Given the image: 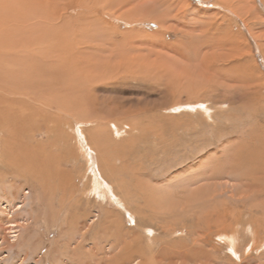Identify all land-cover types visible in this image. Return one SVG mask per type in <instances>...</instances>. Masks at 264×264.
<instances>
[{
  "label": "rangeland",
  "instance_id": "obj_1",
  "mask_svg": "<svg viewBox=\"0 0 264 264\" xmlns=\"http://www.w3.org/2000/svg\"><path fill=\"white\" fill-rule=\"evenodd\" d=\"M221 1L93 0V11L84 14L73 1L63 5L60 0L59 8L54 9L53 3L44 12L34 10L37 2L18 0L15 7L21 14L15 23L0 13V68L10 64L12 76L22 69L14 75V82L0 71V86L15 88L17 94L12 97L28 104L29 114L32 108L40 107L36 118L34 113L25 115L31 124L23 121L19 108L10 110L22 115L12 125L19 129L24 125L28 133L10 129L28 143L27 134L35 133L33 145L59 160V166L72 176L64 192L58 180L49 176L47 170L52 165L43 171L35 164L12 159L7 166L9 161L3 156L0 185L5 189L0 199L3 203L10 198L13 203L0 210V264L93 263L83 258L74 260L69 253L79 231L88 237L85 246L108 250L107 259L111 260L126 258L120 243L125 236L128 242L139 237L143 249L144 243L153 240L154 257H148L154 264H264V0H229L235 14ZM52 9L57 10L56 15L48 14ZM28 16L34 25L40 23L38 29L42 31L31 30L36 26L24 27L22 20H29ZM232 42L238 49L236 58L227 51ZM28 48H33L30 53ZM235 63L245 65L240 69L251 76L235 74L230 69ZM245 84L252 87L247 89ZM188 85L200 87V92L190 94ZM37 94L38 101L27 102V95L37 99ZM41 100L53 103L52 109L43 106ZM54 101L65 110L62 116L53 111ZM84 105L90 114L76 112L75 108ZM43 108L53 119L63 117L72 128L60 123L63 126L58 129L52 120L39 118L45 116ZM97 126L102 129L98 131ZM1 130L0 141L7 135ZM64 134L67 143L60 141ZM16 142H11L14 156L19 152ZM90 152L102 171L96 173L113 188L116 204L92 193L94 172L87 160ZM232 161L239 163L238 170L245 178L233 173ZM252 169L257 171L254 177ZM197 173L198 178H194ZM12 180L17 190L7 188ZM245 183L255 191H246ZM41 187H46L44 193ZM196 190L199 192L191 197ZM11 192L13 198L9 197ZM196 195L206 197L197 202ZM69 221L83 228L71 233ZM222 221L231 227L217 231ZM11 222L16 225L9 226ZM156 246L164 252L154 253ZM171 251L174 253L168 255Z\"/></svg>",
  "mask_w": 264,
  "mask_h": 264
},
{
  "label": "bare ground",
  "instance_id": "obj_2",
  "mask_svg": "<svg viewBox=\"0 0 264 264\" xmlns=\"http://www.w3.org/2000/svg\"><path fill=\"white\" fill-rule=\"evenodd\" d=\"M8 1V3H9V5H7V2ZM1 0L0 1V13H1V16L2 17H4V18H7V19H10L9 20V22H12L14 19H17V15H20L21 14V12L19 11V9H18V7H15V3L18 1V0ZM19 1H22V0H19ZM25 1H27V0H25ZM29 1H31L32 2V4H34V3H36L37 2V5H38V7L37 8H35L34 10L35 11H40V10H44L46 7H48L50 4H53L54 3V5H51V6H53L54 7V9H57V8H59V6L61 5V2H60V0H29ZM62 1V3H63V5L64 4H70L72 1L76 4V5H78L79 7H80V9L82 10V9H84L83 10V13L85 12H87V11H93V9L94 8H90L91 6H93L92 4H93V0H83V1H81V0H61ZM126 1H128V0H126ZM179 1V0H178ZM182 1V0H181ZM217 1V0H216ZM98 2V1H97ZM114 2V1H113ZM184 2V1H183ZM25 3V2H24ZM221 3L224 5V7H225V9L226 10H228L229 11V13H236V8L235 7H232V3L229 1V0H222L221 1ZM115 4V3H114ZM5 5H7V6H5ZM83 5L85 6V8L83 7ZM91 5V6H90ZM102 5V4H101ZM69 6V5H68ZM71 6H72V4H71ZM234 6V5H233ZM23 7V6H22ZM25 7V6H24ZM27 7V6H26ZM103 7V6H102ZM77 8V7H76ZM22 9V8H21ZM28 9V8H27ZM54 9H52L53 11H51L50 13H48V14H51L52 16L53 15H56V12H57V10H54ZM64 10V9H63ZM66 10V9H65ZM23 12H24V10H23ZM44 12H45V10H44ZM43 12V13H44ZM80 12V11H79ZM82 13V12H81ZM84 13V14H85ZM238 13V12H237ZM25 14H26V12H25ZM34 14V13H33ZM32 14V15H33ZM156 14V13H155ZM62 15V14H61ZM80 15V14H79ZM81 15H83V14H81ZM80 15V17H82ZM2 17H0V19L2 18ZM24 17L25 16H21V19H24ZM56 17H59V15L58 16H56ZM28 18H29V16H28ZM36 19V18H35ZM39 19V18H38ZM28 19H26V20H22V22H24L25 21V24H24V27H29V28H35V26H36V28L35 29H31V30H37V32H39V31H42V30H39L38 29V26H39V24L40 23H38V25H34V19H31V18H29V20L27 21ZM42 20H44V19H42ZM52 20V19H51ZM66 20V19H65ZM16 21H18V20H16ZM46 21V20H45ZM63 21V20H62ZM14 22V21H13ZM55 22V21H54ZM56 22L58 23V24H60L61 25V23H60V20L59 19H57L56 20ZM159 22H160V20H159ZM8 23V22H7ZM6 23V24H7ZM15 23V22H14ZM18 23H19V21H18ZM36 23V22H35ZM45 23V22H44ZM43 23V24H44ZM65 23H66V21H65ZM64 22H63V24H65ZM70 22H68L67 24H69ZM23 24V23H22ZM42 24V25H43ZM54 24V23H53ZM162 24V23H161ZM252 24V23H251ZM3 25H4V23H3ZM11 25V24H10ZM52 25V24H51ZM70 25V24H69ZM7 26V25H6ZM5 26V27H6ZM9 26V25H8ZM56 26H57V24H56ZM83 26V25H82ZM19 27V26H18ZM47 27H49L48 25H47ZM46 27V28H47ZM51 27V26H50ZM65 27V26H64ZM85 27V26H84ZM17 28V27H16ZM22 28V27H21ZM39 28H42V27H39ZM54 28V27H53ZM68 27H66V29H67ZM2 29V28H1ZM11 29V28H10ZM13 29V28H12ZM25 29V28H24ZM68 29H70V28H68ZM86 29V28H85ZM14 30V29H13ZM18 30V29H17ZM26 30V29H25ZM50 32H51V30L50 29H48ZM60 30V29H59ZM58 30V31H59ZM24 31V30H23ZM62 31V30H61ZM217 31V30H216ZM238 31V30H237ZM10 32H12L11 30H10ZM13 32H15V31H13ZM21 31H19V33H20ZM49 32V33H50ZM47 33V32H46ZM54 33V32H53ZM59 34H60V32H58ZM68 33V32H67ZM40 34V33H39ZM38 34V35H39ZM59 34H57V35H59ZM3 35H5V33L3 34ZM32 35H33V33H32ZM41 35V34H40ZM57 35H56V37H57ZM220 35V34H219ZM9 36H11L10 34H8V37ZM15 36H16V34H15ZM48 36V35H47ZM54 36V35H53ZM24 37H25V35H24ZM24 37H22L23 39H24ZM27 37H28V35H27ZM39 37V36H38ZM45 36H43V38H44ZM50 37V36H49ZM49 37H47V38H49ZM55 37V36H54ZM61 37V36H60ZM53 38V37H52ZM51 38V39H52ZM59 38V37H58ZM57 38V39H58ZM72 38V37H71ZM76 38V37H75ZM225 38V37H224ZM8 39V38H7ZM21 39V38H20ZM20 39H18V40H20ZM39 39V38H38ZM38 39H35V40H38ZM56 39V40H57ZM67 39H70V38H67ZM78 41H79V36H78ZM205 39V38H204ZM15 40V39H14ZM44 40V42H45V39H43ZM74 40V39H73ZM104 40V39H103ZM4 41V40H3ZM23 41V40H22ZM41 41V40H40ZM59 41V40H58ZM74 41H77V40H74ZM33 42V41H32ZM35 42V41H34ZM46 42H48V41H46ZM106 42V41H105ZM104 42V43H105ZM214 42V41H213ZM220 42V41H219ZM10 43V42H9ZM8 43V44H9ZM12 43V42H11ZM25 43V42H24ZM37 43H39V42H37ZM62 43V42H61ZM67 43H69V42H67ZM78 43V42H77ZM224 43H225V39H223V46H224ZM6 44H7V42H6ZM23 44V43H22ZM21 44V45H22ZM55 44V43H54ZM57 44H58V42H57ZM70 44V43H69ZM74 44V43H73ZM76 44V43H75ZM80 44V43H79ZM106 44V43H105ZM108 44V43H107ZM111 44V43H110ZM232 44H233V42H232ZM2 45V44H1ZM10 45H13V44H10ZM27 45V44H26ZM43 45V44H42ZM216 45V44H215ZM13 46H15V45H13ZM12 46V47H13ZM17 46H19V44L17 45ZM45 46H47V45H45ZM44 46V47H45ZM55 46V45H54ZM56 46H59L60 47V45H56ZM65 46V45H64ZM69 46V45H68ZM71 46V45H70ZM8 47V46H7ZM11 47V46H10ZM16 47V46H15ZM14 47V48H15ZM19 47H22V46H19ZM43 47V46H42ZM61 47H62V45H61ZM66 47V46H65ZM74 47H75V45H74ZM91 48V47H90ZM237 48V46L235 47V45L233 44L230 48H228V52L230 53V54H234L235 55V58L237 57V53H238V49H236ZM5 49V48H4ZM26 49V48H25ZM31 49H33V48H30V50ZM60 49H64L63 47L62 48H60ZM67 50H68V48H66ZM80 49V48H79ZM28 51H29V53H30V50H29V48L27 49ZM38 50V49H37ZM37 50H36V52H37ZM49 50V49H48ZM51 50V49H50ZM50 50H49V52H50ZM70 50V49H69ZM224 50H226L225 49V47H224ZM22 51V50H21ZM24 51V50H23ZM28 51L26 52L25 51V53L27 54V56H29L28 55ZM34 51V56L36 55L35 53V50H33ZM52 51V50H51ZM60 51V50H59ZM58 51V52H59ZM39 52V51H38ZM40 52H41V50H40ZM53 52V51H52ZM93 52V51H92ZM9 53V52H8ZM11 53V52H10ZM24 53V52H23ZM31 53H32V51H31ZM60 53V52H59ZM65 53V52H64ZM13 54V53H12ZM53 54V53H52ZM51 54V55H52ZM55 54V53H54ZM62 54V53H61ZM60 54V55H61ZM224 54H226V53H224ZM32 56H33V53L31 54ZM46 55V54H45ZM64 55V54H63ZM67 55H69V54H67ZM15 56H16V54H15ZM22 56H24V54L22 55ZM37 56V55H36ZM70 56V55H69ZM231 56V55H230ZM0 57H2V56H0ZM18 57H19V55H18ZM20 57H21V55H20ZM53 57H55V55H53ZM60 57V56H59ZM62 57V56H61ZM60 57V58H61ZM64 57V56H63ZM65 57H66V55H65ZM39 58V57H38ZM44 57H42V59H43ZM45 58L46 59H48L47 58V56H45ZM50 58H51V56H50ZM56 58V57H55ZM59 58V59H60ZM66 58H68V57H66ZM1 59V58H0ZM3 59V58H2ZM42 59H40V60H42ZM51 59H54V58H51ZM50 59V60H51ZM56 59H58V58H56ZM220 59H222V61H224L223 60V57L222 58H220ZM9 60V59H8ZM7 60V61H8ZM38 60V59H37ZM227 60L229 61V57H227ZM14 61V60H13ZM29 61V60H28ZM42 61H46V60H42ZM54 61V60H53ZM80 61V60H79ZM85 61V60H84ZM4 60H3V64H4ZM8 62H12V60L11 61H8ZM30 62V61H29ZM49 62V61H48ZM56 62H58V61H56ZM82 62V61H81ZM231 62V61H230ZM236 62H237V60H236ZM2 63V62H1ZM5 63H7V62H5ZM13 63V62H12ZM12 63H11V65H12ZM35 62H33L32 61V64H34ZM43 63V62H42ZM89 63H90V61H89ZM93 63V62H92ZM14 64H15V62H14ZM13 64V65H14ZM36 64V63H35ZM44 64V63H43ZM55 64V63H54ZM10 65V64H9ZM8 65V66H9ZM18 64H17V62H16V66H17ZM50 65H51V63H50ZM71 65V64H70ZM210 65V64H209ZM224 65V64H223ZM7 65H1V68L0 69H3V70H0V71H2V72H4L5 74V77H6V79L8 80V81H12V82H14L15 81V79H13V78H15V76L14 75H16V72H21V70L22 69H20V71H16L15 73H14V75L12 76L11 75V72L10 71H14L13 69L14 68H11V66L10 67H8ZM48 66H49V63H48ZM52 66V65H51ZM65 66V65H64ZM240 63H235L234 65H231L230 66V69H232L234 72H235V74H237V75H241L242 77H244V75H245V78L247 77V76H251L250 75V73L248 72L247 73V71L245 72V69L243 70H241L240 69ZM242 66H244L245 67V65H242ZM241 66V67H242ZM45 67V66H44ZM243 67V68H244ZM251 67V66H250ZM249 67V68H250ZM256 67V66H255ZM17 68H19V67H17ZM29 68V67H28ZM70 68V67H69ZM73 69H75L74 67H72ZM253 68V67H252ZM25 69V68H24ZM32 69V68H31ZM50 69V68H49ZM72 69V70H73ZM223 69H225L224 67H223ZM38 70H41V69H38ZM30 71V70H29ZM43 71H44V68H43ZM46 71V70H45ZM214 71V70H213ZM225 71V70H224ZM31 72H33V71H31ZM35 72H38V71H35ZM41 72H42V70H41ZM49 72V71H48ZM245 72V73H244ZM25 72H23L22 74H24ZM29 73V72H28ZM44 73H46V72H44ZM44 73H42L43 75H44ZM56 73V72H55ZM54 74V73H53ZM76 74V73H75ZM93 74V73H92ZM29 75H31V74H29ZM35 75H36V73H35ZM42 75V76H43ZM50 75V74H49ZM17 76V75H16ZM21 76V75H20ZM34 76V75H33ZM39 76V75H38ZM41 76V75H40ZM22 77H23V75H22ZM37 77V76H36ZM44 77V76H43ZM55 77V76H54ZM54 77H52V79L54 78ZM81 77V76H80ZM18 78V77H17ZM25 78V77H24ZM28 78H30V77H28ZM47 78V77H46ZM77 78V77H76ZM27 79V78H26ZM32 79H34V77L32 78ZM36 79V78H35ZM49 79H51L50 77H49ZM60 79V78H59ZM37 80H39V79H37ZM86 80V79H85ZM93 80V79H92ZM240 80V79H239ZM41 81H42V79H41ZM40 81V82H41ZM74 82H75V80H73ZM83 81V80H82ZM88 81V80H87ZM242 81V80H241ZM244 82V81H243ZM262 82V81H261ZM55 83H56V81H55ZM71 83V82H70ZM252 83V82H251ZM53 84V83H52ZM219 84V83H218ZM243 84V83H242ZM247 84V83H246ZM245 84V85H246ZM249 84V83H248ZM66 85V84H65ZM244 85V84H243ZM21 86V85H20ZM29 86H31V85H29ZM51 86V85H50ZM79 86V85H78ZM81 86H84V85H81ZM235 86V85H234ZM9 87V86H8ZM7 86H0V99H1V101H0V128L3 130V131H5L6 132V137L5 138H1V141H0V144H1V146H0V163H1V159L3 158V156H5V158L7 159V161H9L8 162V164H7V166L9 165V163L12 161V159L15 161V160H17V161H19V163L21 164V162L23 161L24 162V165L25 164H28L29 163V165H36L37 167L39 166V170H41V169H43V171H44V169L46 170L47 169V166L48 165H52V167L51 168H49L47 171L49 172V176H50V174H52V176H53V178L55 179V180H58V183H59V185H60V188H62V190L64 191V192H66L67 191V186H69L68 184H71L72 183V176H70V174L67 172V171H65L64 169H62L60 166H59V160H55V158L52 156H47L46 154L44 155V153H42V152H40L38 149H37V147H35L34 145H33V143H32V140H34V134L33 135H31V136H29V134H27L28 135V137H29V143H28V141L27 140H25V138L24 137H22L17 131H13L12 129H10V128H15V129H17L20 133H25L27 130H25V129H27V128H24V125H22V129H19V128H17L16 126H17V124H14V125H12V123H17L18 122V120L20 119V117L23 115L24 116V118L25 119H23V121L25 120L28 124H31L30 123V121H29V117H30V115L31 114H33L34 113V116H35V118L38 116V114H36V112H38L39 110H40V107H35V108H32L33 109V111H31L32 113L31 114H29L28 112H27V110L30 108L29 106H28V104H26V103H22V102H20L19 100H17V99H15L14 97H12V95H14L15 96V94H17V92L15 91V88L14 89H7L8 88ZM32 87V86H31ZM57 87V86H56ZM68 87V86H67ZM207 87V86H206ZM252 86H250V85H246V87L245 88H251ZM260 87V86H259ZM10 88V87H9ZM33 88V87H32ZM51 88H53L54 89V86L53 87H51ZM81 88V87H80ZM87 88V87H86ZM199 88L200 87H198L197 88V86L196 85H188V86H186V90L191 94V93H194V94H198L200 91H199ZM217 88V87H216ZM236 88V87H235ZM240 88H242V87H240ZM239 88V89H240ZM201 89V88H200ZM215 89V88H214ZM237 89V88H236ZM47 90V89H46ZM62 90V89H61ZM69 90V89H68ZM91 90V89H90ZM27 91V90H26ZM57 91V90H56ZM55 91V92H56ZM60 91V90H59ZM58 92V91H57ZM90 92V91H89ZM25 93V92H24ZM65 93V92H64ZM246 93V92H245ZM68 94V93H67ZM66 94V95H67ZM90 94V93H89ZM74 95H76V94H74ZM92 95V94H91ZM38 97H39V94H37V99H35V97H30V96H28L27 95V98H26V100H27V102H29V100L28 99H32L33 101H38ZM243 98V97H242ZM40 99H41V96H40ZM65 99V98H64ZM63 100V99H62ZM197 100V99H196ZM199 100V99H198ZM41 102H42V105L43 106H45V107H47L48 109H52V104L51 103H49V102H43L42 100H41ZM64 102V101H63ZM62 102V103H63ZM48 103V104H47ZM65 103V102H64ZM253 103V102H252ZM30 104V103H29ZM35 105H38V103L36 104V103H34ZM199 105H200V103H198ZM31 105V104H30ZM54 105H55V107H56V109L55 110H53L56 114H57V116H62L63 115V113L65 112V110L61 107V103H58V102H56L55 103V101H54ZM93 106V105H92ZM253 106V105H252ZM29 107V108H28ZM93 107H95V106H93ZM250 107V106H249ZM16 108H19L18 110H20L19 112L22 114L21 116L19 115V114H14V113H11L10 112V110H12V109H16ZM95 108H97V107H95ZM3 109L5 110V111H3ZM92 109V108H91ZM31 110V109H30ZM75 110H76V112H82V113H84V114H86V115H88V114H90V108L87 106V105H84V108L82 107V108H80V109H76L75 108ZM78 110V111H77ZM25 111V112H24ZM255 111V110H254ZM17 112V111H16ZM95 112V111H94ZM43 113H44V115L45 116H40L39 118H41V119H46L45 121L46 122H48L47 120H52V123L54 124V126L56 127V128H58L59 126L60 127H62L63 125H68L69 126V128H72V124H70V123H66V122H63V117L62 118H58V119H53L52 117H50V115H49V112H48V110L46 109V108H43ZM13 114V115H12ZM25 115H28V116H25ZM67 117H71V115H67ZM40 119V120H41ZM39 120V121H40ZM55 120H57L58 122H56ZM82 121H85V120H82ZM81 121V122H82ZM24 123V122H23ZM22 123V124H23ZM33 123H34V121H33ZM63 124V125H61V124ZM78 123V122H77ZM75 124V125H78V124ZM103 123V122H102ZM84 124V123H83ZM10 125H12L11 127H10ZM42 126V128H43V130H45V127H44V125L41 123H39V126ZM32 126V125H31ZM21 127V126H20ZM27 127V126H26ZM59 127V128H60ZM104 127V126H103ZM58 128V129H59ZM74 128V127H73ZM75 129V128H74ZM102 129V126H97V130L98 131H100ZM1 130V131H2ZM34 130V129H33ZM3 131H2V133H3ZM74 131V130H73ZM103 131V130H102ZM8 132V133H7ZM62 132V131H61ZM27 133H28V131H27ZM31 133H32V131H31ZM63 133V132H62ZM68 133V132H67ZM62 135V134H61ZM75 135V134H74ZM3 136V135H2ZM60 136V135H59ZM63 136V135H62ZM22 138L24 139V140H22ZM65 138H66V135L64 134V138L63 137H61V139H60V141H66L65 140ZM77 138V137H76ZM12 140H14V141H17L18 143H19V145H17L18 147H17V151H19L16 155H18V156H14L13 155V146H11V142H12ZM57 140V139H56ZM58 141V140H57ZM16 142V143H17ZM79 142V141H78ZM64 143H67V142H64ZM80 143V142H79ZM75 144V143H74ZM76 144H78V143H76ZM47 145V144H46ZM69 145H71V144H69ZM82 146V145H81ZM42 148H45L43 145L41 146ZM51 147H53V146H51ZM14 150H16V149H14ZM92 150V149H91ZM93 151V150H92ZM94 152V151H93ZM106 153V152H105ZM15 154V153H14ZM96 155V154H95ZM79 156V155H78ZM66 158V157H65ZM96 159H97V157H96ZM3 160V159H2ZM33 160V161H32ZM42 160H45V162H42ZM68 160V159H67ZM87 160L89 161L88 163H91V164H89V168H90V170H91V172H94L93 173V183H92V188L95 190V191H92V193H96V194H99L100 196H102V198H108L110 201H114L115 202V204H116V202H117V197H116V195L114 194V191H113V188L111 187V185L107 182V179L106 178H104V179H102L96 172H97V170H100L99 168H98V165L94 162V160H93V157H92V152H90L89 154H88V156H87ZM102 160V159H101ZM26 162H28V163H26ZM13 163V162H12ZM18 163V162H17ZM232 164L230 165V169L232 170V171H234L233 173H237V175L238 176H240V179L241 178H245V176H244V172H242V171H240V170H238L239 169V167H237L238 165H239V163L238 162H231ZM4 164H6V163H4ZM14 165V164H13ZM46 165V167H44L43 168V166H45ZM103 165V164H102ZM17 166V165H16ZM11 167H12V165H11ZM18 167V166H17ZM111 167V166H110ZM23 168V167H22ZM112 168V167H111ZM29 169V168H28ZM253 170V169H252ZM255 170H253V173H255V172H257V171H255ZM16 172V171H15ZM100 172H102L101 170H100ZM105 172V171H104ZM196 172V171H195ZM262 171H260V173H261ZM108 173V172H107ZM115 173V172H114ZM114 173H113V175H114ZM194 173V172H193ZM241 173V174H240ZM251 173V172H250ZM249 173V174H250ZM252 173V176L253 175H256V173L255 174H253ZM102 174V173H101ZM112 174V173H111ZM198 173L197 174H194L193 176H194V178L195 177H197L198 178ZM262 175V174H261ZM102 176H103V174H102ZM105 176V175H104ZM103 176V177H104ZM191 176H192V174H191ZM260 176V175H259ZM254 177V176H253ZM253 177H252V179H253ZM44 178V177H43ZM191 178V177H190ZM248 178H251V176L250 177H248ZM259 178V177H258ZM110 179V178H109ZM137 179V178H136ZM189 179V178H188ZM192 179V178H191ZM43 180H45V179H43ZM199 180V179H198ZM14 180H12V181H9V182H7V188H9L10 190H12V189H14L15 187V182H13ZM249 181V180H248ZM252 181V180H251ZM187 182V181H186ZM61 183H64L63 185L61 184ZM254 183H255V181H254ZM264 183V182H263ZM246 184V183H245ZM251 185V184H250ZM246 187H247V189H246V191H248V186L249 185H245ZM71 188V187H70ZM259 188H260V186H259ZM5 188H3L1 185H0V197H3V196H1V194H4V190ZM16 189V188H15ZM20 189V188H19ZM45 189H46V187H41V190H42V193H44V191H45ZM17 190V189H16ZM70 190V189H69ZM251 190V192L252 191H255V188L254 187H252V188H249V191ZM6 192L8 191V190H5ZM240 191H242L241 189H240ZM245 191V190H244ZM257 191V190H256ZM199 192V190H196V191H194L193 193H192V195H191V197H193L195 194L194 193H198ZM244 193V192H243ZM242 194V193H241ZM154 195V194H153ZM243 195H245V194H243ZM12 196V197H11ZM150 196V195H149ZM199 195H196V197L194 198V200H196L197 199V202H198V200L200 201V200H203L205 197H198ZM202 196V195H201ZM245 196H248L247 194L245 195ZM252 196V195H251ZM9 197H11V198H13L14 197V193L13 192H11V195L9 196ZM190 197V198H191ZM234 197V196H233ZM248 199L250 200V198L248 197ZM252 199H254V198H252ZM7 200V201H6ZM156 200V199H155ZM1 201H2V199H0V210H2L3 208H7V206L9 205V204H11V203H13L11 200H10V198L9 199H4V201H3V203H1ZM158 201V200H157ZM193 201V200H192ZM240 201V200H239ZM251 201V200H250ZM128 202V201H127ZM196 202V201H195ZM194 202V203H195ZM258 202V201H257ZM193 203V202H192ZM193 203V204H194ZM158 205H159V203H157ZM190 204H191V200H190ZM256 204V203H255ZM254 204V205H255ZM251 205V204H250ZM197 206V205H196ZM205 205H203V207H204ZM20 208L21 207V204H19V205H17V208ZM149 207V206H148ZM153 207V206H152ZM190 207H192V206H190ZM250 207V206H249ZM253 207V206H252ZM263 207V206H262ZM199 208V207H198ZM201 208H202V206H201ZM201 208H199L198 210H200ZM206 208V207H205ZM212 208H214V207H212ZM212 208H211V210H212ZM136 209V208H135ZM149 209V208H148ZM152 209V208H151ZM210 209V208H209ZM217 209H218V207H217ZM230 209V208H229ZM137 210V209H136ZM219 210V209H218ZM226 210V209H225ZM140 211V210H139ZM156 211V210H155ZM188 211V210H187ZM217 211V210H216ZM220 211V210H219ZM1 212V211H0ZM200 212V211H199ZM199 212H198V216H199ZM212 212H213V210H212ZM236 212H238V210L236 211ZM155 213V212H154ZM207 213V212H206ZM227 213V212H226ZM201 214V213H200ZM208 214V213H207ZM218 214V213H217ZM235 214V213H234ZM214 215H216L215 213H214ZM179 216V215H178ZM191 216V215H190ZM210 216V215H209ZM212 216V215H211ZM183 217V216H182ZM185 217V216H184ZM201 217H202V215H201ZM212 217H214V216H212ZM254 217H256V216H254ZM258 217V216H257ZM208 218V217H207ZM240 218V217H239ZM252 218V217H251ZM233 219V218H232ZM72 220V219H71ZM179 220V219H178ZM213 220V219H212ZM249 220H250V218H249ZM255 220V219H254ZM262 221V220H261ZM236 222V221H235ZM245 222H248V221H245ZM250 222H251V220H250ZM260 222V221H259ZM258 222V223H259ZM262 222H264V221H262ZM238 223V222H237ZM69 224H70V228H71V233H74V232H77V231H79L81 228H83V226H80V227H78V225L77 226H75L74 224H72L70 221H69ZM214 224V223H213ZM218 224V223H217ZM216 224V225H217ZM260 224V223H259ZM16 224L15 223H10V225L9 226H11V227H14ZM220 225L222 226V228L219 226V224H218V228H217V231L218 230H226V229H229V227H231V226H229L230 224H224V221H222V222H220ZM243 225V224H242ZM183 226V225H182ZM212 226V225H211ZM214 226V225H213ZM246 226V225H245ZM258 226V225H257ZM236 227H237V225H236ZM254 227V226H253ZM209 228V227H208ZM166 229V228H165ZM215 229V228H214ZM231 229V228H230ZM72 230H73V232H72ZM103 230V229H102ZM111 230V229H110ZM171 230H173V228L171 229ZM234 230V229H233ZM210 231V230H209ZM250 231V230H249ZM253 231V230H252ZM261 231V230H260ZM11 232H14V231H11ZM168 232H169V230H168ZM240 232V231H239ZM254 232V231H253ZM78 233V232H77ZM248 233V232H247ZM105 234V233H104ZM148 234V233H147ZM216 234V233H215ZM250 235V234H249ZM256 235V234H255ZM13 236H16L15 234H13L12 235V237ZM178 236V235H177ZM254 236V235H253ZM113 237V236H112ZM203 237V236H202ZM88 237H86L85 236V232H83V231H79V233H78V235H76L75 236V239H73V241H75V244H74V246L71 248V250H70V254L71 255H73L76 259H74V260H82V258L83 259H89V260H91V261H93V263L92 262H90L89 261V263L88 262H85V263H88V264H150V263H152V264H154V262H152V260H149V258L152 256V251H153V249H154V246H155V243H154V241L152 240V241H148V242H146V243H144V246H145V251H144V249H143V245H142V243H141V240H140V238L139 237H136L135 239H133V240H131V242H128V240H127V238L125 237V236H122V239H121V241H120V243L122 244L123 243V254L126 256V258H123L124 256H121V259L120 258H117L116 257V259H113V260H111L110 258H108L107 259V257H108V254H109V252H108V250L107 251H105V250H103V251H101L98 247L95 249H93V247L92 246H85L84 244H85V241H86V239H87ZM251 238V237H250ZM152 239V238H151ZM202 239V238H201ZM105 240V239H104ZM107 240V239H106ZM114 240V239H113ZM252 240V239H251ZM117 241V240H116ZM222 241H223V239H222ZM100 242V241H99ZM106 242V241H105ZM115 242V241H114ZM198 242V241H197ZM253 242V241H252ZM7 243H8V240H7ZM119 243V244H120ZM228 243V242H227ZM230 243V242H229ZM228 243V244H229ZM231 243H232V241H231ZM230 243V244H231ZM254 243V242H253ZM198 244H200V242L198 243ZM10 245V244H9ZM115 245V244H114ZM118 244H116V246H117ZM112 246V245H111ZM168 246V245H167ZM194 246V245H193ZM197 246V245H196ZM199 246V245H198ZM254 246V245H253ZM110 247V246H109ZM118 247V246H117ZM162 247V246H161ZM173 247H175V246H173ZM156 248H157V246H156ZM160 248V247H159ZM165 248V247H164ZM163 248V249H164ZM178 248V247H177ZM192 248V247H191ZM232 249V248H231ZM239 249V248H238ZM250 249V248H249ZM98 250H100L101 251V254H103V255H101V254H97L98 253ZM115 250V249H114ZM118 250V249H117ZM162 249H159L158 250V248H157V250L154 252V253H160V251H161ZM166 250V249H165ZM112 251V250H111ZM116 251V250H115ZM174 251H179L178 249L177 250H174ZM186 251V250H185ZM113 252V251H112ZM162 253L164 252L163 250L161 251ZM190 252V251H189ZM195 252V251H194ZM118 253V252H117ZM120 253H122L121 251H120ZM161 253V254H162ZM174 252L173 251H171V252H168V255H172ZM186 253V252H185ZM115 254V253H114ZM122 254V255H123ZM151 255L150 257H148L149 255ZM183 254V253H182ZM181 255V254H180ZM203 255V254H202ZM137 256V257H136ZM158 256H160V255H158ZM183 256V255H182ZM191 256V255H190ZM67 257H70L69 255H67ZM73 257V258H74ZM137 258V259H135V258ZM152 257H154V256H152ZM155 257H157L156 255H155ZM163 257V256H162ZM185 257V256H184ZM193 257V256H192ZM59 258H60V256H59ZM62 258V257H61ZM60 258V259H61ZM98 258V259H97ZM57 259V258H56ZM55 258H54V260H56ZM162 259V258H161ZM188 259H189V257H188ZM195 259V258H194ZM197 259V258H196ZM62 260V259H61ZM71 260V259H70ZM69 260V261H70ZM95 260H99L98 262H96ZM190 260H192V258L190 259ZM199 260H201V259H199ZM203 260V259H202ZM201 260V261H202ZM151 261V262H150ZM153 261H155L154 259H153ZM201 261H199V262H201ZM65 262V261H64ZM104 262V263H103ZM178 262V261H177ZM196 262V261H195ZM198 262V261H197ZM197 262H196V264H197ZM203 262H205L204 260H203ZM207 262V261H206ZM209 262V261H208ZM207 262V263H208ZM68 263V262H67ZM161 263V262H160ZM159 263V264H160ZM183 263H185V262H183ZM63 264V263H62ZM157 264V263H156ZM179 264V263H178Z\"/></svg>",
  "mask_w": 264,
  "mask_h": 264
}]
</instances>
